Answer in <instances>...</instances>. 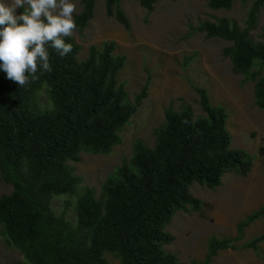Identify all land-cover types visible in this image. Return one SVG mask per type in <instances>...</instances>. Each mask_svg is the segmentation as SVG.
I'll use <instances>...</instances> for the list:
<instances>
[{
	"label": "trees",
	"instance_id": "1",
	"mask_svg": "<svg viewBox=\"0 0 264 264\" xmlns=\"http://www.w3.org/2000/svg\"><path fill=\"white\" fill-rule=\"evenodd\" d=\"M123 0H105L106 11L126 28L131 24L121 6ZM237 0H208L214 10L231 9ZM248 2L250 0H241ZM148 12L157 0H139ZM74 15L83 33L95 15L97 0H81ZM264 0H253L243 28L227 16L204 19L195 28L208 37L231 41L225 48L237 72L255 83V102L264 110V41L250 35ZM23 9H18V13ZM67 56L48 48L51 73L23 88L0 72V180L13 190L0 196V224L9 241L25 256L26 264H109L105 253H115L123 264H188L165 249L175 236L166 227L179 210L199 212L202 199L191 191L193 183L216 188L228 172L247 175L253 165L250 154L232 146L228 112L214 104L205 87L195 85L201 114L190 104L168 107L152 146L142 140L132 155L103 183L96 196L91 186L69 162H79L83 151L108 153L122 142L121 130L147 97V81L128 98L118 81L126 56L116 52L114 40L91 44L80 59V44ZM46 89L50 106L42 107L39 94ZM75 196V218L64 209L57 213L53 196ZM264 217V204L237 225L234 236L212 235L202 260L211 264L228 248H252L264 257V232L243 241L246 228Z\"/></svg>",
	"mask_w": 264,
	"mask_h": 264
},
{
	"label": "rangeland",
	"instance_id": "2",
	"mask_svg": "<svg viewBox=\"0 0 264 264\" xmlns=\"http://www.w3.org/2000/svg\"><path fill=\"white\" fill-rule=\"evenodd\" d=\"M252 2L237 0L231 9L214 10L208 6V0H157L154 10L148 12L139 0H123L121 6L131 24L126 29L107 13L105 0H97L88 26L83 33L76 29L73 35L81 46L80 59L87 57L91 44L116 41V52L126 56L118 81L125 85L131 102L150 82L147 97L121 130L120 144L108 153L83 151L79 162H69L75 173L83 177V185L93 187L98 198L103 194L105 180L132 155L137 140L149 146L155 143L157 128L164 123L168 107L179 110L187 103L195 114L202 113L195 85L205 87L214 104L225 106L232 146L250 154L253 165L247 175L228 172L214 189L193 183L192 193L203 202L201 211L179 210L167 225L175 239L165 249L188 264L204 259L212 235L234 236L238 223L264 204V110L255 102V83L237 72L225 54L231 41L195 30L202 20L214 16L235 19L245 28ZM74 3L75 15L82 3ZM250 35L255 41H264V4ZM39 99L42 107L50 106L46 89L40 92ZM12 190L11 183L0 180V196ZM75 200L71 195L51 198L55 211L61 213L66 209L72 220ZM262 232L264 217L246 228L243 241ZM261 246L264 252V243ZM105 257L109 264H123L115 253L106 252ZM26 263L24 254L9 241L0 224V264ZM211 264H264V257L252 248H228L220 251Z\"/></svg>",
	"mask_w": 264,
	"mask_h": 264
},
{
	"label": "clouds",
	"instance_id": "3",
	"mask_svg": "<svg viewBox=\"0 0 264 264\" xmlns=\"http://www.w3.org/2000/svg\"><path fill=\"white\" fill-rule=\"evenodd\" d=\"M75 11L74 0H0V72L21 88L51 73L48 48L73 50L65 38L77 29Z\"/></svg>",
	"mask_w": 264,
	"mask_h": 264
}]
</instances>
